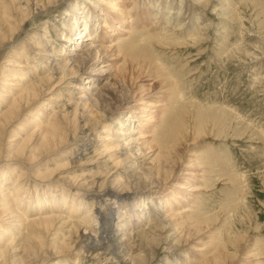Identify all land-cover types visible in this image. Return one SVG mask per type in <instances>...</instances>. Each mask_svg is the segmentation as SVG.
<instances>
[{
	"label": "rangeland",
	"instance_id": "1",
	"mask_svg": "<svg viewBox=\"0 0 264 264\" xmlns=\"http://www.w3.org/2000/svg\"><path fill=\"white\" fill-rule=\"evenodd\" d=\"M85 1L62 0L48 16L9 28L1 3L20 13L0 0V113L4 100L36 92L0 133V264H116L83 248L102 224L97 201L84 195L93 183L145 206L148 223L135 205L121 211L126 233L134 230L125 243L138 252L132 264H264V0ZM83 7L96 69L106 67L92 82V62H82L89 42L78 50L60 42L77 36L68 35L78 21L71 13ZM99 13L118 19L107 28ZM91 83L98 89L87 90ZM69 109L86 123L87 151L83 138L72 140L83 132L71 117L61 140L41 150L43 126ZM129 125L137 142L127 147ZM132 162L154 186L135 199L136 181L123 173ZM44 218L49 228H35Z\"/></svg>",
	"mask_w": 264,
	"mask_h": 264
},
{
	"label": "bare ground",
	"instance_id": "2",
	"mask_svg": "<svg viewBox=\"0 0 264 264\" xmlns=\"http://www.w3.org/2000/svg\"><path fill=\"white\" fill-rule=\"evenodd\" d=\"M60 1L62 0H10V3L12 4H15L16 2V6H13L15 8V13H20V16L18 19H16L13 14H10V13H7V8H6V2H3L1 3L3 5V10H2V18H3V22L9 27L11 28L14 23L18 20H21V23H18L21 26L24 25V22H27V18H29L31 15V21L33 19V21H35L34 19H37L39 17H42L44 16L43 13H45V15L48 16V12H51V9H56L58 7V5L60 4ZM65 2H68L70 3L71 0H63ZM84 2H86L85 0H82ZM97 2V0H95ZM76 0H74V5L72 6H75L77 7V3H75ZM71 8H74L72 7ZM70 9V8H69ZM76 10V9H75ZM68 11V10H67ZM13 12V11H12ZM102 12V11H101ZM48 13V14H47ZM43 14V15H42ZM73 16H75L78 21L76 22V24H73V23H69V34L70 35L73 31H75L77 29L78 31V34L77 36L74 37L73 42H69L68 40H65L64 38H62V36L60 35V38L61 41L60 42H65V43H69V45H71L73 47L72 50H78L79 49V46L81 47H84L86 46V44L84 43H87L89 42V45H93V43L95 42V36H96V33L94 30H92V24H93V18L90 16L91 14V10H88L86 11V9L83 7L82 9H80L79 11H74L73 13ZM87 15V16H86ZM107 14H98L97 16H103L105 17V21L101 20L99 17H98V20L97 22L100 23V24H105L107 25V28H109L111 26H113V23H114V19L117 20L118 17H114L113 18H109L106 16ZM71 16V15H70ZM86 17V18H85ZM132 17V16H131ZM130 17V18H131ZM81 18V20L79 21V19ZM73 19V17L71 18ZM84 19H87L85 21H83ZM104 19V18H103ZM129 19V18H128ZM84 23H87V24H83ZM130 23V22H129ZM72 24V25H71ZM103 24V25H104ZM91 25V26H90ZM104 25V26H105ZM109 26V27H108ZM103 27V26H101ZM82 28V29H81ZM180 28V27H179ZM181 29V28H180ZM207 31V30H206ZM94 34L95 35H91V34ZM113 36V35H111ZM44 41V39H43ZM44 43V42H43ZM117 44V43H116ZM45 45H47L45 43ZM117 46V45H116ZM121 47V45H120ZM92 48L89 47V50H87V52H83L84 53V56H82V62L85 63L86 65H88L89 63H91L90 65H88L87 69H88V73L87 75L89 76V79L88 80L89 82H92L91 80L94 79L93 76H98L99 74L98 73H103L104 72V69L106 68L105 66L104 67H101L99 69H96L97 66L99 65L98 62L100 61L99 59H97V57H93L92 56V51H90ZM133 48V47H132ZM54 49V48H53ZM46 50L49 51L48 47L46 46ZM58 51V50H57ZM56 51V52H57ZM53 52V51H52ZM77 52V51H76ZM28 53V52H27ZM55 53V51L53 52ZM62 52L60 53L59 57L61 56ZM65 55V54H64ZM145 56V55H144ZM148 56V55H147ZM146 56V57H147ZM137 57V55H136ZM149 58V57H148ZM44 59V58H43ZM92 59V60H91ZM102 59L104 60L103 56H102ZM88 60V61H87ZM134 61V60H133ZM146 61V60H145ZM142 63V62H141ZM141 65V64H140ZM150 65V64H149ZM63 66V65H62ZM67 67V66H66ZM142 67V66H141ZM145 67V65H144ZM60 68V67H59ZM149 68V67H148ZM58 69V68H57ZM71 69V68H70ZM146 69V68H145ZM51 70L53 71V73L55 72V74L57 73V75H59L58 71L56 72V68L53 64V67H51ZM59 70V69H58ZM162 70V69H161ZM61 71V74L63 75L61 79H63V77L65 76V74H63V71H64V67L62 69H60ZM134 71V70H133ZM159 71V72H158ZM70 72V71H68ZM73 74V72H71ZM154 73L156 74H159L161 73L160 70L157 69V67H155V70H154ZM55 74H53V76L49 75L48 79H45V80H51ZM67 74H70V73H67ZM86 74V73H84ZM151 77V76H150ZM158 77V76H157ZM73 78V77H72ZM100 78V77H99ZM156 78V77H155ZM154 78V79H155ZM160 78V77H159ZM87 81V82H88ZM96 81V80H95ZM104 86V85H103ZM39 88H43L44 87V84L43 83H40ZM96 89H98V87L95 86L94 83H91V85H89L88 89L89 91H95ZM100 92V91H99ZM35 90L34 88H26L24 91H21L20 94L15 97V98H11L10 100H4L3 103H6L7 105V109L5 110V112L3 113H0V133L2 130H4V128H6V126L10 123L11 119H13L12 117L16 116V113H18L20 111V104L24 101L25 104L28 103L29 101V98H34L35 97ZM92 94V93H91ZM96 94V93H95ZM38 95V94H37ZM106 95V94H105ZM32 96V97H31ZM93 96V95H92ZM96 96V95H95ZM90 97V96H89ZM96 99V97H95ZM80 100V98H79ZM94 100V99H93ZM96 100H100L99 98H97ZM81 101V100H80ZM101 102V101H100ZM123 103L125 104L126 103V100L123 101ZM79 104V103H78ZM83 105V103H82ZM85 105V104H84ZM80 106V105H79ZM123 106H126V105H123ZM123 106H121L120 108H123ZM150 105H148L147 107H149ZM69 107V105H68ZM152 108V107H151ZM84 109H85V106H84ZM128 109V108H126ZM70 110V109H69ZM54 111V110H53ZM55 112V111H54ZM89 112V110L87 111V113ZM91 114V112H90ZM58 115V114H57ZM56 114L53 113V115L51 116V118L49 119V121L47 122V124H45L43 126V131L41 133V137L39 136L38 138L41 139V150L43 151H47L49 150V147H50V143L54 140H61L62 138V125H65L68 123V117H71V120L72 121H75V125H74V128L75 130H80V132H83L81 133V135L78 137L77 134H73L72 136V140L75 141V139L77 138H83V142H85L83 144V148H82V153H84L85 151H87V146H89V144H91V140H89V136L85 130V126H86V123L83 125V126H80V121L77 117L78 116V113H77V110L76 109H71L70 111H65L64 114L62 116H57ZM120 115V114H119ZM90 116V115H89ZM93 116V115H92ZM143 117H146V116H143ZM142 117V118H143ZM129 118V117H128ZM141 118V117H140ZM138 119V123H139V126L141 125V122L140 121H143L142 118L141 119ZM130 119V118H129ZM119 120H122V118H119ZM79 121V122H78ZM95 121V120H94ZM117 121V120H116ZM127 121V118L126 119H123V122H126ZM119 123V122H118ZM137 123V122H135ZM74 124V122H73ZM137 125V124H136ZM129 129H127L128 131L125 132L124 136L127 137V141L125 142V146H130L131 143H136L137 139L133 138L132 135L134 134H137L135 132V128L136 126L132 127V125H129ZM73 127V126H72ZM73 128V129H74ZM88 128V127H87ZM89 131V129H88ZM76 132V131H75ZM78 132V131H77ZM138 132V131H137ZM138 133H141L140 131ZM153 134V133H152ZM83 136V137H82ZM28 137V135L26 136ZM26 139V138H25ZM24 141V139H23ZM81 141V140H80ZM55 142V141H54ZM62 142V141H61ZM124 146V144H123ZM25 149V148H24ZM38 149V148H37ZM89 149V148H88ZM39 150V149H38ZM17 151V150H16ZM88 153V152H87ZM85 153V154H87ZM40 154V153H39ZM36 155V154H35ZM34 157V156H33ZM31 157V158H33ZM40 157V156H39ZM125 166V165H124ZM135 169V164L132 162V163H129L125 166L124 168V174H127L129 172V175H127V178H129L130 180L132 179V182H135L136 181V184H137V188L133 191L132 195L131 196H134L133 198H139L140 194H143V193H149L152 188H154L153 184L152 183H148V182H143V180H141V178H139L138 176H136V172L134 173V170ZM133 174V175H132ZM22 175H20L19 177H17V180L16 182H20L21 179H22ZM2 181H4L2 179ZM146 183V184H144ZM4 184V183H3ZM20 186V184H18ZM86 185V184H85ZM88 186V185H87ZM21 187V186H20ZM89 187V186H88ZM93 188V189H92ZM124 189H114L112 187H107V186H102L99 184H95L93 183V185L91 186V188H87L84 192V195H88L89 198L91 197L93 200L97 201L98 203V209L97 211H99V214H100V217H101V220H102V224H100V227H99V230H97L99 233V235H96L94 233L93 237L92 235H86L85 237V240H84V245H83V248H84V251L86 253H89V252H97V251H102L101 254H104V255H110V256H113L114 260L118 263L121 259V261H124L122 262L123 264H132V261L133 258L135 256L138 255V252L135 253L133 252L134 255H131V251L133 250L130 246H128L127 244H125L126 242H128L130 240V238L132 237V231L130 234L129 233H126V229L124 228L123 224H124V219H126L127 217L124 216V213H121V211L123 210H126L127 206L129 205H135V207H132L131 210H135V211H139L140 213V216H138L139 218L140 217H144L143 220L144 221H149V217L148 215L142 213L143 210H141V208L144 209L145 206H143L142 202H136V203H133V204H127L126 201L130 200V196L129 195H124V192H123ZM15 191V190H14ZM20 191V190H19ZM17 193V192H16ZM133 199V200H134ZM150 199V198H149ZM14 200V199H13ZM107 201H111V205L110 204H106ZM167 203V202H166ZM17 204V203H16ZM143 206V207H141ZM117 207V209H115ZM17 208V207H16ZM94 208V207H93ZM116 213V215H115ZM174 213V212H172ZM175 214V213H174ZM48 216V215H47ZM46 216V217H47ZM176 216V215H175ZM117 217V218H116ZM174 217V216H173ZM43 218V217H42ZM41 218V219H42ZM46 218H44V220L42 221H39L37 223L36 221V226L35 228H38L39 230H43V231H46L47 228H49L51 222L49 220H45ZM142 219V218H141ZM113 220H117V223L115 225V229L113 228L112 226V222ZM140 223V222H139ZM167 223V222H165ZM34 225V224H33ZM146 225H149V224H146ZM122 227V228H120ZM148 229V228H147ZM35 230V229H34ZM123 232V233H122ZM134 234V233H133ZM148 233H144V234H141L143 236L147 235ZM121 235V237L117 240V237ZM140 235V236H141ZM136 239V238H135ZM12 241V240H11ZM119 241V243H117ZM125 241V242H123ZM123 242V243H121ZM131 242V241H129ZM36 244V243H35ZM132 244V242H131ZM29 245V244H27ZM130 245V244H129ZM138 246V245H136ZM177 247V246H176ZM27 247H24V251H27ZM123 249V250H122ZM137 249V248H135ZM83 251V252H84ZM138 251V250H137ZM202 251V250H201ZM203 252V251H202ZM201 252V253H202ZM99 253V252H98ZM127 256H126V255ZM31 256V254H29ZM124 255L127 257L125 260L123 259L124 258ZM119 256L121 258H119ZM209 257V256H208ZM112 259V260H113ZM6 262H2V264H5ZM33 263V262H32ZM116 263V264H117ZM208 264V263H207Z\"/></svg>",
	"mask_w": 264,
	"mask_h": 264
}]
</instances>
